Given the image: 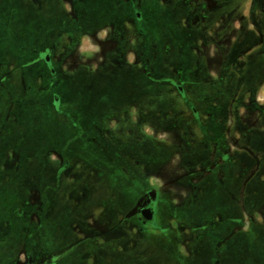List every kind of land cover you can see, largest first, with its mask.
I'll return each instance as SVG.
<instances>
[{
  "label": "rangeland",
  "instance_id": "1",
  "mask_svg": "<svg viewBox=\"0 0 264 264\" xmlns=\"http://www.w3.org/2000/svg\"><path fill=\"white\" fill-rule=\"evenodd\" d=\"M97 114L144 123L92 174ZM189 131V196L130 235L147 145ZM31 262L264 264V0H0V264Z\"/></svg>",
  "mask_w": 264,
  "mask_h": 264
},
{
  "label": "flooded vegetation",
  "instance_id": "2",
  "mask_svg": "<svg viewBox=\"0 0 264 264\" xmlns=\"http://www.w3.org/2000/svg\"><path fill=\"white\" fill-rule=\"evenodd\" d=\"M121 19H122V21H121ZM125 21H126V19L124 18V13H121L120 18L114 20V23L118 22L121 25V27H122V32L121 33H123L124 37L126 35ZM48 60H50V59H49V57L46 56V61H48ZM55 100H57V99L55 98ZM125 108H128V105H126V106L125 105H121V107L118 110L125 109ZM110 111H108V112H110ZM108 112L107 113H105V112L103 113L102 112V113L103 114H109ZM100 114H97V119L93 120L92 124L90 122L88 124V122H85L84 120L79 122L80 123V127H81V133H80L81 137L83 135L86 136L87 134H91L90 132H91V130H93L92 133H94L95 136L88 137L86 142L89 143V144L91 143L93 145L98 146L95 149L96 152L102 153V154H95L94 160L98 163L97 164L98 167L96 169L92 168L90 170L92 172V174H95L96 172H104V171H107V170L110 169V167H109V165H110L109 162L110 161L107 160L106 163H104V161H103L105 159V155L103 153V151H104L103 148L104 147H106V148L108 147L109 148V144L113 145L115 143V141L116 142L120 141V139L118 137H115V134H117L120 131H122L125 134H127L126 138L129 140V142L126 143V144H129V143H131V138H132V136H130L131 133H130L129 129L134 128V129H139L140 130V129H142V127H141L142 123H144V121H138V122L134 121V123H132V122L127 121V120H124L123 122H111L109 117H108V119L105 120V115H102V117H100ZM160 120L161 121H157V124H156V127L158 126V128H160L159 126H161L162 128L163 127H167L171 123L170 120H165L168 123V125H164L163 124V122H164L163 120L164 119L161 118ZM172 122H174V121H172ZM116 124L118 125V127H116ZM131 125H135V126H131ZM162 128H161V130H162ZM115 130H116V132H115ZM186 133L189 134V132H186ZM139 138H135V140H138ZM82 139H84V138L82 137ZM104 140H109V141H111V143L103 142ZM97 142H98V144H97ZM118 145L119 144L116 143V146H118ZM125 148L123 149V151H125ZM155 148L159 149L158 146H155ZM121 154H119V155H121ZM157 154L158 153L153 152V155H152V152L148 153V151H147V155L146 156L150 155L151 157L150 158L146 157V159H145L146 165H148L149 162H152L154 164L152 159L156 160L155 158L158 156ZM93 156L94 155L91 154L89 157H93ZM77 161H78V159H77ZM81 161H82V164L84 165V167H86L87 166V164L85 163L86 160L83 159ZM145 170H147L146 167H145ZM148 192L149 191L146 190V189L142 190L141 194L135 200L134 205L136 204V202L138 201L139 198H141V197L143 198L141 200V202H140L139 207L136 208V212H137L136 213V217L133 219L132 222H130V224H129L128 228H127V231H128V233L130 235H137V234H139V233H141L143 231H146L147 228H148L149 221L153 220L154 212H155V209H154L155 208L154 207L155 199L154 200L151 199L149 197V195H147ZM149 207H151L152 210H153L152 219L151 220H146L143 217V215H142V210L145 209V208H149ZM133 223L134 224H138L140 227L136 228V225H133ZM31 264H33V263L31 262Z\"/></svg>",
  "mask_w": 264,
  "mask_h": 264
},
{
  "label": "crops",
  "instance_id": "3",
  "mask_svg": "<svg viewBox=\"0 0 264 264\" xmlns=\"http://www.w3.org/2000/svg\"><path fill=\"white\" fill-rule=\"evenodd\" d=\"M188 129H190V127H188ZM151 141L152 142L147 145V151L148 153L152 152V155L153 152L158 153V156L155 158L156 160L152 159V161L154 162L153 168H155L153 173L159 176L160 185H155V182L153 183V180L151 181V179H149L147 183L148 187L145 188L149 191L147 195H149L151 199H155L156 201L160 193L164 191L168 194L167 197L170 204H173L176 207L177 205H175V202L177 199L181 198V193H183L182 199H186V197L189 196L191 187L187 184V182H181L177 185L174 184V180L170 176L172 175V171L174 170L175 165H179L183 162V156L185 157V159L191 162H195V157L204 156L206 155V152L203 148L201 149L199 142L196 141L195 134L191 131H189V134L186 133L182 138L177 136L176 138L172 137L171 139H164V143H167V145H164L162 143V145L164 146L157 145L155 139ZM156 145L159 147V149L155 148ZM174 148L181 149V154L175 155ZM147 157L150 158L151 156L149 155ZM145 171L148 172L147 170ZM154 178L156 181L157 177ZM140 200L141 199L139 198L134 207L139 205Z\"/></svg>",
  "mask_w": 264,
  "mask_h": 264
},
{
  "label": "water",
  "instance_id": "4",
  "mask_svg": "<svg viewBox=\"0 0 264 264\" xmlns=\"http://www.w3.org/2000/svg\"><path fill=\"white\" fill-rule=\"evenodd\" d=\"M153 210L151 207L142 210V215L146 220L152 219Z\"/></svg>",
  "mask_w": 264,
  "mask_h": 264
}]
</instances>
